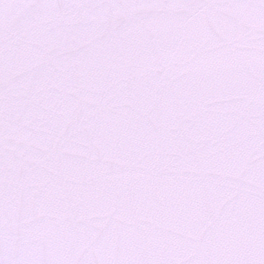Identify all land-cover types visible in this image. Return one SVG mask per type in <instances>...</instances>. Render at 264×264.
Returning <instances> with one entry per match:
<instances>
[{
  "label": "snow or ice",
  "instance_id": "obj_1",
  "mask_svg": "<svg viewBox=\"0 0 264 264\" xmlns=\"http://www.w3.org/2000/svg\"><path fill=\"white\" fill-rule=\"evenodd\" d=\"M0 264H264V0H0Z\"/></svg>",
  "mask_w": 264,
  "mask_h": 264
}]
</instances>
